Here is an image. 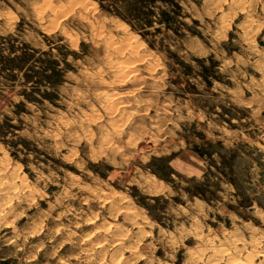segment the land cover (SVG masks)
I'll use <instances>...</instances> for the list:
<instances>
[{
    "label": "rangeland",
    "instance_id": "rangeland-1",
    "mask_svg": "<svg viewBox=\"0 0 264 264\" xmlns=\"http://www.w3.org/2000/svg\"><path fill=\"white\" fill-rule=\"evenodd\" d=\"M264 264V0H0V264Z\"/></svg>",
    "mask_w": 264,
    "mask_h": 264
},
{
    "label": "bare ground",
    "instance_id": "bare-ground-1",
    "mask_svg": "<svg viewBox=\"0 0 264 264\" xmlns=\"http://www.w3.org/2000/svg\"><path fill=\"white\" fill-rule=\"evenodd\" d=\"M241 264V263H240Z\"/></svg>",
    "mask_w": 264,
    "mask_h": 264
}]
</instances>
